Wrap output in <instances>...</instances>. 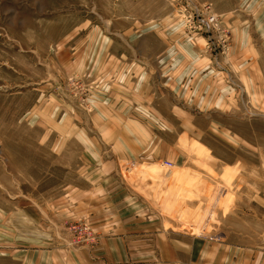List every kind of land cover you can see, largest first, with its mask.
Instances as JSON below:
<instances>
[{"label": "rangeland", "instance_id": "obj_1", "mask_svg": "<svg viewBox=\"0 0 264 264\" xmlns=\"http://www.w3.org/2000/svg\"><path fill=\"white\" fill-rule=\"evenodd\" d=\"M106 133L134 155L188 157L171 169L174 186L198 177L189 201L203 189L197 219L178 214L187 227L264 226V0H0V252L3 215L12 255L40 250L15 243L36 222L63 261L99 245L61 201L89 186L81 143L105 158Z\"/></svg>", "mask_w": 264, "mask_h": 264}, {"label": "crops", "instance_id": "obj_2", "mask_svg": "<svg viewBox=\"0 0 264 264\" xmlns=\"http://www.w3.org/2000/svg\"><path fill=\"white\" fill-rule=\"evenodd\" d=\"M83 143L82 178L89 186H68L61 202L67 209V217L75 213L90 216L100 234L99 245L81 255L67 254L63 261L64 253L47 248L51 241L40 227L41 223L36 222L34 226L38 237L27 238L22 234L26 219L23 217L21 221L20 212L22 230L15 243L27 245L29 241L38 243L41 248L30 255L23 250L12 255L7 250L12 239L11 224L3 215L2 264H11L12 259L17 261L13 264H264V230H259L257 236H252L250 230L254 226L264 228L262 221H251L244 216L236 221L229 214L223 224L228 229L227 235L220 237L219 231L202 232L198 229L201 226L187 227L184 225L187 223L178 218V214H183L188 216V221H195L202 208L203 189L195 202L189 201L197 176L184 172L182 186H174L177 173L171 169L185 165L187 156L165 161L149 153L134 155L137 150L133 143L128 145L124 135L106 133L105 158L90 157ZM123 165H133L136 170L124 173ZM153 167L157 168L156 172L151 171ZM162 167L169 171H160ZM42 245L46 246L45 250Z\"/></svg>", "mask_w": 264, "mask_h": 264}, {"label": "built area", "instance_id": "obj_3", "mask_svg": "<svg viewBox=\"0 0 264 264\" xmlns=\"http://www.w3.org/2000/svg\"><path fill=\"white\" fill-rule=\"evenodd\" d=\"M168 167H171V164L170 163H166Z\"/></svg>", "mask_w": 264, "mask_h": 264}]
</instances>
